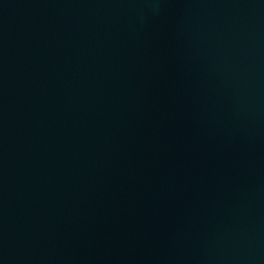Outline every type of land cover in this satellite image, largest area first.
Here are the masks:
<instances>
[{
	"label": "water",
	"instance_id": "1",
	"mask_svg": "<svg viewBox=\"0 0 264 264\" xmlns=\"http://www.w3.org/2000/svg\"><path fill=\"white\" fill-rule=\"evenodd\" d=\"M0 264H264V0H0Z\"/></svg>",
	"mask_w": 264,
	"mask_h": 264
}]
</instances>
